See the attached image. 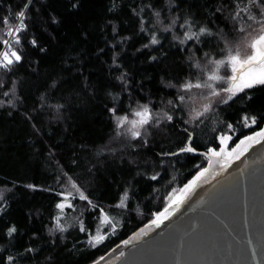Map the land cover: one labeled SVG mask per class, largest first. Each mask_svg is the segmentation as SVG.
Listing matches in <instances>:
<instances>
[{"label":"trees","instance_id":"1","mask_svg":"<svg viewBox=\"0 0 264 264\" xmlns=\"http://www.w3.org/2000/svg\"><path fill=\"white\" fill-rule=\"evenodd\" d=\"M20 11L17 44L9 32ZM249 16L264 19V0H0V56L22 57L0 68V264L97 261L211 160L171 155L189 143L212 153L225 137L235 148L264 130V85L233 95L230 65H216L260 25ZM213 74L223 76L212 90L224 97L194 118L184 85ZM145 107L138 137L130 123L118 127ZM104 216L111 223L93 246Z\"/></svg>","mask_w":264,"mask_h":264},{"label":"water","instance_id":"2","mask_svg":"<svg viewBox=\"0 0 264 264\" xmlns=\"http://www.w3.org/2000/svg\"><path fill=\"white\" fill-rule=\"evenodd\" d=\"M183 153L211 159L203 177L159 227L142 226L100 264H264V138L231 163L196 149L171 156Z\"/></svg>","mask_w":264,"mask_h":264},{"label":"snow or ice","instance_id":"3","mask_svg":"<svg viewBox=\"0 0 264 264\" xmlns=\"http://www.w3.org/2000/svg\"><path fill=\"white\" fill-rule=\"evenodd\" d=\"M30 2L31 0H28V3ZM27 7H28V4L26 3L25 8ZM24 17H25V11H20L17 13V19L20 20V24L15 29V32L17 33V38L15 42L17 44L20 42L18 38V34L19 32L24 30V24H23ZM249 19L254 20L255 23L261 25L260 34L254 37L251 40V42L247 45L251 49V53L243 59H241L239 52H237L235 55L229 53L226 60L221 59V60L216 61L217 69H219L221 66L225 64L230 65L232 75L228 79H230L231 81V86L228 89H225V91L231 92L233 95H235V91H243L245 88H251L255 84L264 85V19L256 20V18L252 16H249ZM3 23H8V20L5 19ZM240 30L243 31V29H240ZM200 31L201 33H203L205 29H201ZM9 35H11V31L9 32ZM187 39H192V36H188ZM4 43H7V41H5ZM151 43L152 44L158 43V41L156 40L154 36L152 38ZM33 44H35L34 41H33ZM21 58H22L21 55L17 51H10V52L6 51L3 53L2 59H0V68H9L13 63H19L21 61ZM256 69H258V71H256ZM208 79L209 80H219L221 79V77L213 74V75H210ZM192 87L212 88V85L211 84L201 85L199 83L194 84V85L193 84L184 85L185 90H190ZM212 94L218 95L219 93L214 90ZM180 99L184 100V97L181 96ZM231 99H232V96L230 95L228 97V100H231ZM224 102L227 103L228 101L225 100ZM112 111L114 112L115 109H113ZM205 111H207V108H205ZM134 115L136 117H139V119L129 121L126 116L118 117V127H123L125 123H130L132 126V128L130 129L132 136L138 137L140 135V132L136 129L138 128V126H142L148 122V109L145 107L143 108L142 111H136ZM167 119L171 120L172 117L168 116ZM244 121L245 123H247L248 117H244ZM252 123L253 124L255 123V119L252 120ZM260 138H264V130H261L260 132L255 133L254 136L246 137L245 140H242L240 142V145H245V147H247L248 146L247 142L249 141L259 142ZM224 139L225 138H221V143L224 142ZM240 145H237V147L232 149L231 152L227 153V155L231 156L232 154H235V157L239 158V156L244 151V148H241ZM237 149H239V151ZM181 151L194 152L195 149L190 146H186L182 148ZM211 154L212 156H219L221 153L212 151ZM203 175H204V172L199 173L196 179H194L188 185H186L185 188L182 190L180 197L175 198L173 201L169 203L168 207L165 208L163 212L158 213L156 215L155 220L152 221V224L155 225L156 227H159L160 224H162L166 219L170 217V215L174 214V212L178 210V205L183 203L184 199L187 198V193L192 191L197 181L200 180V178L203 177ZM72 187L75 188L76 185L73 184ZM77 191L79 192V189H77ZM79 198L81 200H88L87 196H85L83 192H79ZM126 199H127V195L125 194V196L122 198L121 205L119 206H123V200H126ZM89 203L91 202L89 201ZM68 206L71 207V205H68ZM58 207L61 208V210H63L65 205L59 204ZM170 209L172 211H170ZM104 222L111 223V221L108 219L107 216L104 217ZM83 230H84L83 225H81V231ZM15 231H16L15 227H10L8 229L7 234L11 236ZM61 231H63V229H61ZM141 235H143V231L141 233H138L133 239L138 240L140 239ZM104 239H105L104 235L97 234L96 236L92 238V240H90V243H92L93 246H96L102 243ZM124 244L125 245L129 244V241L127 240L124 241ZM104 259L105 257L101 256L95 262V264H100V261ZM11 260H12V257H9L8 258L9 264H11Z\"/></svg>","mask_w":264,"mask_h":264},{"label":"rangeland","instance_id":"4","mask_svg":"<svg viewBox=\"0 0 264 264\" xmlns=\"http://www.w3.org/2000/svg\"><path fill=\"white\" fill-rule=\"evenodd\" d=\"M260 28H261V25H258V26H256L253 29L252 32H249V33L246 34V36H245L246 39H244L242 47H241V49L239 51L241 59L245 58L247 55H249L251 53V49L247 45L251 42V40L254 37H256L257 35L260 34ZM13 37L16 38L17 37V33H15ZM6 51L10 52L8 49L4 50V52H6ZM2 56H1V59H2ZM256 71H258V69H256ZM218 76L219 77H223L222 75H218ZM219 81H220V79L219 80H208V82H206L204 84H201V85L211 84L212 88H208V87L195 88V87H192L190 90L186 91V93L183 96L184 97V102H186V104L190 107L191 112H192V116L194 118L202 116L203 114H206L207 112H209L211 107L216 102H218L220 100V98L224 97V94L220 93V91L218 92L219 93L218 95H213L212 94L213 93L212 89L215 87V85ZM216 92H217V90H216ZM236 92H238V91H235V93ZM205 108H207V111H205ZM142 110H140V111H142ZM137 119H139V117H137ZM148 119H150L149 112H148ZM259 140H261V138ZM255 143H256L255 141H249V142H247V145H248L247 147H245V145H240V143H239L240 147L244 148V151L242 152L241 155H243ZM232 149H234V148H231V146H230L229 137H225L224 142L222 143V147L219 150H214V151L221 153L219 156H220V158L222 160L227 161L228 163H231L233 160L237 159L235 157V154H232L231 156L227 155V153L231 152ZM237 150L239 151V149H237ZM203 172H205V170ZM74 193H75V188L74 187H70L68 189V195L70 196V195H73ZM180 195H181V192H179L174 197V199L177 198V197H180ZM170 211H172V210L170 209ZM104 217L99 221V229H98V233L99 234H101L103 232L104 228L108 224V223L104 222ZM155 218H156V216H155Z\"/></svg>","mask_w":264,"mask_h":264},{"label":"built area","instance_id":"5","mask_svg":"<svg viewBox=\"0 0 264 264\" xmlns=\"http://www.w3.org/2000/svg\"><path fill=\"white\" fill-rule=\"evenodd\" d=\"M19 24H20V23H19ZM19 24H18V25H19ZM18 25H17V26H18ZM15 29H16V28H15ZM15 29H14V31L12 32L11 37H13L14 34L16 33V32H15ZM3 52H4V51H3ZM2 55H3V53H2ZM2 55H1V56H2ZM1 56H0V59H1Z\"/></svg>","mask_w":264,"mask_h":264}]
</instances>
